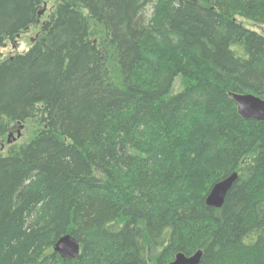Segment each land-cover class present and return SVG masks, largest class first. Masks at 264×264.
Wrapping results in <instances>:
<instances>
[{
  "label": "trees",
  "instance_id": "1",
  "mask_svg": "<svg viewBox=\"0 0 264 264\" xmlns=\"http://www.w3.org/2000/svg\"><path fill=\"white\" fill-rule=\"evenodd\" d=\"M41 8L0 0V48ZM237 18L264 27V0H57L31 47L0 62V139L41 126L0 153V264H168L197 251L200 264H264V123L229 97L264 100V34ZM167 46L196 72L151 66ZM232 173L222 207H206ZM64 235L74 260L53 252Z\"/></svg>",
  "mask_w": 264,
  "mask_h": 264
},
{
  "label": "rangeland",
  "instance_id": "2",
  "mask_svg": "<svg viewBox=\"0 0 264 264\" xmlns=\"http://www.w3.org/2000/svg\"><path fill=\"white\" fill-rule=\"evenodd\" d=\"M57 0H42V8H41V14L38 16L37 22L29 27L24 33H22L20 36L16 37L12 41L6 42L5 46L0 48V62L3 61L6 58L15 56L17 54H23L25 53L33 44L35 39L38 37L40 33V29L42 24L47 20L50 13L52 12ZM236 21L243 26H245L247 29L254 31L258 34H264V27L260 26L258 24H255L253 22L237 18ZM96 37L100 38L103 33H101V29L99 26L94 27ZM164 51L166 53L162 54V50H159L157 53H160L158 58L150 59L151 66H156L158 68H164V64L166 61H168V66H174V67H183L187 69L190 72H196V66L193 65L189 58V53H186L184 51L178 50L174 48L173 46H167ZM163 51V52H164ZM161 58V59H159ZM199 72H201L199 70ZM187 84V81L182 78L178 77L174 83L172 88V93H176L179 90L183 89L184 86ZM196 132L200 134L201 136L208 137L209 134L206 133L207 131L211 130H205L201 127L197 128ZM41 130V126L37 124L35 121H30L26 124L17 125L14 130H12L9 134L4 136L0 139V153H4L9 146L12 145H19L22 143L27 142L29 139H31L33 136H35L39 131ZM9 135L11 137L9 138ZM192 135H194V132H192ZM19 136V137H18ZM10 141L8 144L7 141ZM193 139V138H192ZM207 139V138H205ZM184 142V141H183ZM195 182L193 181V185L195 187V190L197 191L198 195H201L203 193V190L206 188L207 184L209 183L207 178L202 176L201 178H196ZM198 198V197H196ZM155 251H153L151 248L148 249V259L151 261L154 258Z\"/></svg>",
  "mask_w": 264,
  "mask_h": 264
},
{
  "label": "water",
  "instance_id": "3",
  "mask_svg": "<svg viewBox=\"0 0 264 264\" xmlns=\"http://www.w3.org/2000/svg\"><path fill=\"white\" fill-rule=\"evenodd\" d=\"M41 12L38 13V16ZM229 97L236 104L237 113L244 121H255L264 123V100L254 95H241L230 93ZM11 135H9V138ZM19 137V136H18ZM7 143L10 141L8 139ZM238 175L232 173L229 177L217 182L210 189L205 204L214 209H220L225 201L228 191L237 181ZM53 252L61 259L71 261L78 257L80 247L78 242L71 235H64L53 246ZM202 256L201 251H197L191 256H185L183 253H178L174 260L168 264H200Z\"/></svg>",
  "mask_w": 264,
  "mask_h": 264
},
{
  "label": "bare ground",
  "instance_id": "4",
  "mask_svg": "<svg viewBox=\"0 0 264 264\" xmlns=\"http://www.w3.org/2000/svg\"><path fill=\"white\" fill-rule=\"evenodd\" d=\"M207 195H208V194H207ZM207 195H206L205 198H204V203H205V199H206ZM205 206H206V204H205ZM206 207H208V206H206ZM208 208H211V207H208ZM213 209H214V208H213Z\"/></svg>",
  "mask_w": 264,
  "mask_h": 264
}]
</instances>
